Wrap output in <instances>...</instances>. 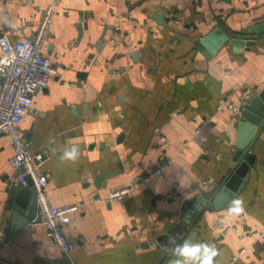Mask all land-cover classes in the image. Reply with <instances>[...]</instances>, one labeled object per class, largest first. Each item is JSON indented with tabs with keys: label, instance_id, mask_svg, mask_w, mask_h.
I'll use <instances>...</instances> for the list:
<instances>
[{
	"label": "crops",
	"instance_id": "1",
	"mask_svg": "<svg viewBox=\"0 0 264 264\" xmlns=\"http://www.w3.org/2000/svg\"><path fill=\"white\" fill-rule=\"evenodd\" d=\"M49 3L0 0V34L32 37ZM261 24L264 0H63L44 49L53 74L19 132L32 152L51 151L39 168L51 203L79 207L63 227L74 249L65 255L54 244L39 209L8 237L9 183L23 174L3 135L0 256L10 264H172L174 237L214 244L216 264H264V130L236 186L243 210L230 213L228 196L208 207L234 170L240 106L264 92V33L243 52L229 42L210 57L200 49L217 29L245 38ZM73 144L79 157L62 160ZM165 160L172 163L152 175ZM131 186L133 195L107 201Z\"/></svg>",
	"mask_w": 264,
	"mask_h": 264
},
{
	"label": "built area",
	"instance_id": "2",
	"mask_svg": "<svg viewBox=\"0 0 264 264\" xmlns=\"http://www.w3.org/2000/svg\"><path fill=\"white\" fill-rule=\"evenodd\" d=\"M63 0H50L41 16V22L36 33L30 38H21L12 42L5 34H0V137L8 135L14 145V155L11 158L13 167L24 168L30 175L38 195V209L47 228L48 236L65 255L70 254L74 244L67 238L63 227L71 222L73 214L77 213V205L64 204L55 206L48 194L49 179L39 172V168L51 155L49 149L34 153L29 143L19 132V125L31 109L34 97L44 91L53 74V68L44 49L50 35L51 25L56 8ZM227 108L233 109L229 103ZM172 163L165 160L152 175L162 174ZM136 191L134 186L117 189L109 194L108 202H119ZM264 242V232L260 233ZM0 234V246L4 242ZM0 264H10L0 256Z\"/></svg>",
	"mask_w": 264,
	"mask_h": 264
},
{
	"label": "water",
	"instance_id": "3",
	"mask_svg": "<svg viewBox=\"0 0 264 264\" xmlns=\"http://www.w3.org/2000/svg\"><path fill=\"white\" fill-rule=\"evenodd\" d=\"M263 33L264 24L246 30L244 32L247 35L245 38H230L229 35L217 29L202 39L200 49L207 57H210L216 54L226 42H229L237 52H243L245 47L249 48L256 44V40L252 37ZM240 121L241 133L236 147L237 153L234 157V170L229 179L220 186L215 198L210 200L209 209H214L216 205L219 206L221 200L226 199L227 196L232 199L236 198L238 190L236 186L240 176L248 172L254 163L255 156L252 151L264 130V92L240 106ZM20 170L24 175V168L21 167ZM8 192L11 204L8 213L13 219V228L8 236L11 239L37 217L38 195L30 175L24 176V182L20 179L19 181H11ZM213 202L215 203L213 204Z\"/></svg>",
	"mask_w": 264,
	"mask_h": 264
},
{
	"label": "clouds",
	"instance_id": "4",
	"mask_svg": "<svg viewBox=\"0 0 264 264\" xmlns=\"http://www.w3.org/2000/svg\"><path fill=\"white\" fill-rule=\"evenodd\" d=\"M79 155V146L73 144L71 148L64 147L61 159L75 161ZM242 210L243 202L240 198H235L228 209L230 213H240ZM169 239L173 242L170 249L174 258L172 264H216L218 249L214 244L207 241L194 242L191 239L175 243L174 237H169Z\"/></svg>",
	"mask_w": 264,
	"mask_h": 264
}]
</instances>
